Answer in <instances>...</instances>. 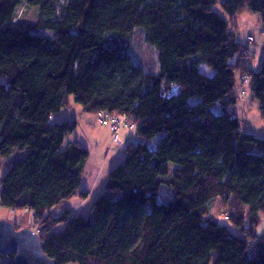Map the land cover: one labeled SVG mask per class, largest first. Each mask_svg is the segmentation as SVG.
<instances>
[{
    "label": "trees",
    "instance_id": "16d2710c",
    "mask_svg": "<svg viewBox=\"0 0 264 264\" xmlns=\"http://www.w3.org/2000/svg\"><path fill=\"white\" fill-rule=\"evenodd\" d=\"M217 1L0 0V162L10 160L0 207L40 220L42 251L56 264H264L255 233L264 138L240 132L232 111L248 73L246 96L264 121V57L252 69L255 39L229 27L247 12L264 35V0H222L227 18ZM20 6L34 14L18 18ZM136 32L154 48V66L131 52ZM71 100L83 114L126 116L137 141L110 170L92 218H45L86 197L89 152L64 145L76 122L51 123ZM162 186L167 202L157 200ZM218 199L237 234L205 219Z\"/></svg>",
    "mask_w": 264,
    "mask_h": 264
},
{
    "label": "rangeland",
    "instance_id": "374dc122",
    "mask_svg": "<svg viewBox=\"0 0 264 264\" xmlns=\"http://www.w3.org/2000/svg\"><path fill=\"white\" fill-rule=\"evenodd\" d=\"M222 0H218V4L214 7V10L224 18H227L220 7V2ZM34 12L31 9H28L24 6H20L17 10L18 18H27L31 17ZM229 27L233 31L237 32V35L240 38L247 37L248 35L252 36L256 43L255 46L257 57L255 61L252 63L251 68L254 70H259L261 66L262 59L264 57V52L262 51V45L264 44V35L262 33L261 22L258 16L242 12L238 15L235 23L229 22ZM129 46L132 49L131 52L135 53L136 56L139 57L143 62L147 64L155 65V51L152 46H148L142 39V36L139 32H136L129 39ZM205 68V67H204ZM207 75H213L211 70L206 71ZM249 94L247 97L248 98ZM251 102L247 104L239 103L237 106V117L241 121V131L242 133L248 134H256L257 138H263L264 133V121L261 118V114L258 110V104L252 105ZM242 106V107H240ZM218 108H220L218 106ZM236 108V107H234ZM234 108L232 111L235 112ZM81 106L74 103L71 100L69 107L64 108L61 112L52 117L51 123H72L76 122L75 130L66 137L64 141V145L68 143H75L79 141L81 147L87 149L90 154V158L84 172L82 178V188L81 190H88L89 196L85 201L83 198L73 197L72 199L66 201L62 204L60 208L52 210V215L54 217H58L64 210L71 209L75 210V214L73 217H85L92 218V206L96 199L104 195L109 191L105 188V180L108 178V174L112 168L120 164L125 157V149L126 147L132 143L136 142V127L133 129H124L122 128L119 133V144L113 141L112 135L106 129L105 126H101L98 124L96 116L91 114L82 115ZM93 118V119H90ZM158 137L153 140L149 146L154 149ZM18 153H15V156ZM10 160H2L0 162V180L4 177L7 172ZM174 165H170V168L173 169ZM100 179V183L96 188L92 187V182L94 178ZM110 193V192H109ZM172 199V194L169 189L165 186H162L158 193V202H167ZM211 207V206H210ZM227 205L224 204L221 200H216L214 205H212V210L205 217L211 219L218 223V225L227 227L232 233L237 234L236 230L229 221L225 218ZM0 218L9 219L14 223H17V227L20 228H36V225L33 224L32 215L27 211H10L8 209L0 207ZM63 230V226H57L53 230L55 233L61 232ZM256 235L264 236V216L261 217L260 223L258 227L255 229ZM0 260L2 264L10 263V259L13 256H0ZM215 259V258H214ZM213 262L211 264L214 263Z\"/></svg>",
    "mask_w": 264,
    "mask_h": 264
},
{
    "label": "water",
    "instance_id": "95a60500",
    "mask_svg": "<svg viewBox=\"0 0 264 264\" xmlns=\"http://www.w3.org/2000/svg\"><path fill=\"white\" fill-rule=\"evenodd\" d=\"M13 256L14 264H56L42 252V244L30 228L16 230L0 220V256Z\"/></svg>",
    "mask_w": 264,
    "mask_h": 264
},
{
    "label": "bare ground",
    "instance_id": "6f19581e",
    "mask_svg": "<svg viewBox=\"0 0 264 264\" xmlns=\"http://www.w3.org/2000/svg\"><path fill=\"white\" fill-rule=\"evenodd\" d=\"M71 102V101H70ZM70 102H69V105H70ZM69 105H68V107H69ZM67 108V107H66ZM64 109V108H63ZM61 112V111H60ZM59 112V113H60ZM58 113V114H59ZM102 114H104V113H99V114H96L95 116H96V119H97V122H98V124L99 125H101V126H104L103 124H100V122H99V115H102ZM108 115L109 114H106V115H104V119L106 120L107 119V125L105 126L106 127V129L109 131V133L112 135V133L111 132H113V131H115L116 130V127H118V126H125V127H127V128H124V129H133V128H135V126L132 124V123H130V120H128L127 119V117L126 116H113L112 115V117H108ZM66 123H69V122H66ZM133 125V126H132ZM76 128V127H75ZM75 130V129H74ZM137 139V138H136ZM139 141V140H138ZM75 143H77L79 146H81L78 142H75ZM75 143H69V144H75ZM120 142H118L117 144H119ZM150 144V142H148V145ZM62 205H60V206H58V207H55L53 210H55V209H57V208H60ZM65 211V210H64ZM63 211V212H64ZM62 212V213H63ZM61 213V214H62ZM31 215H32V220H33V224H35L36 225V228H30V230L35 234V235H37L38 237H39V239H40V241H41V235H42V229H41V224H40V220H38V219H36L35 217H34V215L32 214V213H30ZM49 215H51V211H47L45 214H44V217L46 218V217H48ZM7 222H10V223H12L13 225H14V228L16 229V230H21V229H23V228H18L17 227V223H14L13 221H10L9 219H5ZM41 244H42V241H41ZM43 252V251H42ZM51 260V259H50ZM54 261V260H53ZM55 262V261H54Z\"/></svg>",
    "mask_w": 264,
    "mask_h": 264
},
{
    "label": "crops",
    "instance_id": "0c3cea01",
    "mask_svg": "<svg viewBox=\"0 0 264 264\" xmlns=\"http://www.w3.org/2000/svg\"><path fill=\"white\" fill-rule=\"evenodd\" d=\"M240 15V14H239ZM238 17V16H237ZM237 17L233 20V21H231L232 23H235V21H236V19H237ZM234 32H236V31H234ZM236 34H237V32H236ZM238 36V35H237ZM251 36V35H250ZM238 39H239V37H237ZM245 37H243V38H240V40L241 41H243L244 43H245ZM256 42V41H255ZM252 48H253V53L251 54V57L249 58V62H248V65L251 67V65H252V63L255 61V59H256V57H257V52H256V46H252ZM262 51L264 52V44L262 45ZM247 97V96H246ZM250 101H252L251 102V106L252 105H257L256 104V102L251 98V96L249 95L248 96V98H239V101H238V103H237V105L239 104V103H242V104H247V103H249ZM235 106L236 108H234V110H235V113L236 112H238L237 111V107H239V106ZM240 107H242V106H240ZM82 112V111H81ZM82 115H86V114H82ZM237 115V114H236ZM90 119H93V118H90ZM263 131V133H264V130H262ZM254 135H256V134H254ZM264 138V137H263ZM78 143H79V141H77ZM89 158H90V154H89ZM89 158H88V161H89ZM88 161H87V163H86V166H85V170H86V167H87V164H88ZM85 170H84V172H85ZM83 175H84V173H83ZM82 178H83V176H82ZM99 183H100V179L98 178V176H96V178H94V180H93V182H92V187L93 188H96V186H98L99 185ZM104 183H106V180H105V182ZM81 188H82V180H81V186H80V189H79V192L80 193H82V192H85L86 193V197H84V196H81L80 194H77L76 196H74V197H78V198H83V199H85V201L88 199V194H89V191L88 190H81ZM73 198V197H72ZM71 198V199H72ZM71 216L72 215H74L75 214V210L74 209H71ZM51 215H52V212H51ZM52 217H54L53 215H52ZM55 218V217H54ZM0 220H5V219H3V218H0ZM260 223V222H259ZM259 225V224H258ZM258 227V226H257ZM257 236H258V234H257Z\"/></svg>",
    "mask_w": 264,
    "mask_h": 264
},
{
    "label": "built area",
    "instance_id": "2783aa9c",
    "mask_svg": "<svg viewBox=\"0 0 264 264\" xmlns=\"http://www.w3.org/2000/svg\"><path fill=\"white\" fill-rule=\"evenodd\" d=\"M247 41L250 43V42H252V39H251V38H247ZM246 54H247L246 56H247L248 58H250V54H249V52H248V48H247V50H246ZM248 80H249V76H248V73H246V74L242 77V79H241V86H240L239 89L237 90V92H238V96H239L240 98L246 96V92H247L246 85H247V83H248ZM104 115H106V114L99 115V122H100V124H103L104 126H106V125H107V119H106V120L104 119ZM108 117H112V116L108 115ZM132 126H133V125H132ZM122 128H127V127H125V126H121V127L118 126V127H116V130H115V131L111 132V133H112V137H113V141H115L116 143L119 142V133H120V130H121Z\"/></svg>",
    "mask_w": 264,
    "mask_h": 264
}]
</instances>
